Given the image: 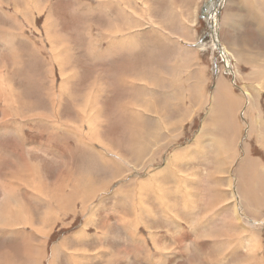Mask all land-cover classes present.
I'll use <instances>...</instances> for the list:
<instances>
[{
  "label": "rangeland",
  "instance_id": "obj_1",
  "mask_svg": "<svg viewBox=\"0 0 264 264\" xmlns=\"http://www.w3.org/2000/svg\"><path fill=\"white\" fill-rule=\"evenodd\" d=\"M241 4V0H0V128L3 122L14 126L20 122L25 138L19 145L9 136L2 138L0 130V196L3 184L20 186L18 180L24 178L29 189L49 201L48 186L65 167L71 173L70 177L65 174L67 184L74 190L89 175L99 190L95 199L83 203L85 212H79L81 203L73 200L72 212L52 226L38 264H50L55 245L60 253L55 264H69L64 254L74 258L72 264H209L206 253L197 255L186 241L194 243L230 217L236 218L229 223L237 218L264 222L262 208L244 216L238 193L233 194L241 161L248 155H264V82L256 86L255 78L253 83L248 79L261 80L263 75L239 59L235 62L230 49L236 36L224 30L222 23L228 14L242 15L243 26L236 28L239 47L242 42L249 53L264 57V31H257L253 17L254 10L264 17V0H249L248 11ZM111 24L118 30L107 31ZM177 70L182 73L175 75ZM221 76L243 107L237 116L239 125L224 110V101L215 96V82ZM198 85L203 87L201 99ZM74 105L86 116V123L75 124L81 116L74 115ZM57 111L60 119L73 124L61 129L66 130L63 140L44 126L52 120L61 128ZM33 116H38L35 122ZM90 119L95 120L89 123ZM79 127L100 143L85 138L74 142L77 148L83 146L78 150L73 145L76 139L69 135L80 133ZM220 137L228 143L235 140L238 154L232 165L226 164V153L219 154ZM51 139L63 143L43 145ZM31 145L40 152L31 154ZM46 152H59L58 159ZM27 162L38 164L41 183L34 182L37 176ZM230 193L235 201L229 202ZM222 197L224 206L218 202ZM13 198L41 210L45 207L28 203L18 193ZM174 200L177 214L167 206ZM183 205L188 207L186 212ZM164 213L175 223L169 225ZM210 215L216 218L207 224ZM236 224L241 226V220ZM40 226L36 222L34 227L40 230ZM253 228L246 229L249 243H243L244 252L234 245L235 251L228 252L225 261L215 259V264H264L262 241L252 238ZM232 230L238 231L231 234L237 239L246 234L241 227ZM135 233L144 240L134 238ZM4 236L0 235V264L4 260L27 264L20 240ZM209 249L210 254L225 252L223 247ZM148 254L150 263H145Z\"/></svg>",
  "mask_w": 264,
  "mask_h": 264
},
{
  "label": "bare ground",
  "instance_id": "obj_2",
  "mask_svg": "<svg viewBox=\"0 0 264 264\" xmlns=\"http://www.w3.org/2000/svg\"><path fill=\"white\" fill-rule=\"evenodd\" d=\"M175 8V7H174ZM174 10V9H173ZM255 11V10H254ZM253 11V17L254 19L256 20L257 19V31H259L260 29L264 31V17H262L261 15L259 16L258 14H256L255 12ZM261 11V10H260ZM179 16V15H178ZM251 16V15H250ZM249 16V18H250ZM231 18H229L228 15H226L223 20H222V23H223V28L225 29L227 27V25L231 22L233 25L235 26H239V25H242V21L240 20H237V19H233V18H237L236 16L234 15H231L230 16ZM128 19V18H127ZM150 19V18H149ZM251 19V18H250ZM150 22V21H149ZM178 22V20H177ZM129 23V22H128ZM256 23V22H255ZM254 24V23H253ZM112 24L109 25L108 27H110L111 29H107V31H116L118 30V28H114ZM259 29V30H258ZM163 30V29H162ZM182 30V29H181ZM143 31V30H141ZM107 34V32H105ZM105 35V34H104ZM241 45L239 47L238 43H237V39L235 41V44L232 46L231 48V53L234 54L235 56V62L238 63V59L239 61L246 64V65H249V66H252V67H255L256 70L258 71H261L262 72V75L263 77L261 78V80L259 79V77H253V76H250L248 79L251 80V83H253V79L255 78V84L256 86H261L264 82V57L263 59L261 58H258V55H252L250 52L249 49H247L241 42ZM131 46L132 44H130V50H131ZM133 48V47H132ZM55 50V49H54ZM133 50H131L132 52ZM229 50H227L228 52ZM54 52V51H53ZM98 52V49L96 51V53H93V56L95 57V55L97 54ZM56 52L52 53L53 55L55 54ZM230 53V52H228ZM232 55V54H231ZM56 57V56H55ZM233 57V55H232ZM98 58V57H96ZM54 59V58H53ZM57 61V60H56ZM55 61V62H56ZM188 64L187 65H190L191 66V62L190 60H187L186 61ZM190 63V64H189ZM45 65V64H44ZM46 66V65H45ZM48 66V64H47ZM53 66V65H52ZM176 66V65H175ZM238 66V65H237ZM174 67V66H173ZM171 67V68H173ZM179 68V67H178ZM63 70V68L61 69V71ZM47 71V70H46ZM45 71V72H46ZM182 71V70H181ZM199 71V74L201 75V70H198ZM54 73V72H53ZM180 73L179 70L175 71V75H178ZM182 73V72H181ZM180 73V74H181ZM196 74V73H195ZM62 75V74H61ZM64 75V74H63ZM62 75V76H63ZM66 75V73H65ZM90 76V75H89ZM2 77V76H1ZM6 77V76H5ZM69 77V76H68ZM96 77V76H95ZM92 78V77H91ZM5 79V78H4ZM55 80V79H54ZM65 80V79H64ZM6 81V80H5ZM67 81V80H66ZM4 82V81H3ZM7 83V82H6ZM92 83V82H91ZM50 86H51V83H49ZM95 84V83H94ZM254 84V85H255ZM1 85V84H0ZM9 85V84H8ZM54 85V84H52ZM65 85V84H64ZM97 85V83L95 84ZM7 86V85H6ZM85 86V84H84ZM92 86V85H91ZM93 87V86H92ZM202 86L198 85L196 91L198 92V96L199 98L201 99L202 98V94H201V91L203 90L201 88ZM215 96L218 100H223L225 105H224V110L227 111L228 113H230L232 115V117H234L236 120L233 121V123L236 125H239L240 122L239 120H237V116L238 114L241 113L243 107H240L237 103H238V96L235 95L229 85V82H227L224 78V76H221L217 79V81L215 82ZM5 88V87H4ZM93 89V88H92ZM1 90V89H0ZM72 91V90H71ZM2 92V91H1ZM91 92V91H90ZM195 93V92H194ZM7 94V93H6ZM52 94V93H51ZM89 94V93H88ZM8 95H9V92H8ZM47 95V94H46ZM71 95V94H70ZM50 96V95H49ZM91 96V95H90ZM11 97V96H10ZM52 97V96H51ZM50 97V98H51ZM8 98V97H7ZM89 98V97H87ZM92 97H90L91 99ZM72 99V98H71ZM69 100V99H68ZM2 101V100H1ZM56 101V100H55ZM88 102H90L89 100H87ZM87 102V103H88ZM3 103V102H2ZM8 103V102H7ZM11 103V102H10ZM57 104V102H56ZM55 104V105H56ZM63 104V103H62ZM6 105V104H5ZM9 106V105H8ZM51 106H53L51 104ZM57 106V105H56ZM83 106L85 107V105L82 104V109L84 110ZM97 106V105H96ZM51 108V107H50ZM74 108V115H80V119L79 120H74L75 124H77L76 122L80 123V124H83V123H86L87 120H85L86 116L83 117L79 111V107H75V105L73 106ZM77 109V110H76ZM91 109V108H89ZM8 110V109H7ZM98 110V108L95 107V111ZM86 111V109H85ZM90 111V110H89ZM88 111V112H89ZM94 111V112H95ZM126 111V110H125ZM4 112V111H3ZM6 112V111H5ZM55 112V111H54ZM71 112V111H70ZM87 112V113H88ZM93 112V111H92ZM97 112V111H96ZM127 112V111H126ZM60 112H56V119L59 120L61 122V128H63L65 125L68 126V127H71L73 124H72V121L70 120H67V118H64V120L60 119V117L58 116ZM66 113V112H65ZM6 114V113H5ZM86 114V113H85ZM259 114L261 115V112H259ZM36 115V114H35ZM92 115V114H91ZM7 116V114H6ZM39 116V115H38ZM38 116H33V118H38ZM93 116H96V115H93ZM91 117V118H94V117ZM40 117V116H39ZM133 117V116H132ZM138 116H134L133 121H136L135 119L137 118ZM55 118V117H54ZM76 118V117H75ZM5 119V118H4ZM21 119V118H20ZM31 119V120H32ZM239 119V117H238ZM259 120H261V117H258ZM95 120V119H94ZM93 120V122H94ZM30 121V120H29ZM52 121V120H51ZM92 120L90 119V122L89 123H93ZM55 123V122H54ZM52 125V124H51ZM92 125V124H90ZM82 126V125H80ZM93 126V125H92ZM91 126V128H92ZM55 127V125H54ZM94 128H92L93 130ZM263 132H264V126H263ZM80 133H73L69 136H71L73 139H76L74 142H77V141H80V140H83L85 138H88L90 139L91 142H95L97 144L100 143L99 140H96V141H93L90 137V134L88 133L87 135H85V132L83 131V127L82 128H78L77 129ZM89 130V129H88ZM251 132L254 133V125L253 123L251 124V128H250ZM17 135H20L22 137L21 134H17ZM64 137V136H63ZM65 138V137H64ZM224 137H220L219 138V141H218V151H219V154L223 156V154L226 153V164H230L232 165L237 157V150L236 148L234 147V139L231 140V143H228L226 142L224 139ZM60 140V139H58ZM63 140V139H62ZM61 140V141H62ZM63 143V142H61ZM85 152V151H84ZM86 153V152H85ZM218 154V155H219ZM220 157V156H219ZM26 159V158H25ZM24 159V160H25ZM29 159V158H27ZM26 159V160H27ZM220 159H223L220 157ZM246 160H248L249 164H248V168L251 172H253L252 175H260L262 174L263 172V175L262 177L264 176V169L261 165L260 162H258V159L256 160H253L251 159V157L247 156ZM221 161V160H220ZM27 163H30V162H27ZM40 163V161H39ZM124 164V162H122ZM25 164V163H24ZM30 169H33L35 175L37 177L33 178L34 182L35 183H41L38 175H37V167H38V164L37 165H33L32 163H30ZM28 165V164H27ZM126 165V164H124ZM241 165V164H240ZM239 165V166H240ZM37 166V167H36ZM64 166V165H63ZM127 166V165H126ZM83 167V166H82ZM81 167V168H82ZM29 168V167H28ZM49 168V167H48ZM66 168V167H65ZM65 168L62 169L61 172H59V175L58 177L55 179V182L52 184H50L48 187L50 189V198H49V201L48 200H44L41 195H37L36 192L34 190H31V188L29 189L28 185L29 182H26L24 180V178H19L18 180V185L20 186H12L11 184L7 186V184H3V186L1 187V192H2V196H0V235L4 236V235H11L13 236L14 239H19L20 240V246L23 248L22 250H26L25 254L24 255V258L25 261L27 262V264H38L39 260L42 259L43 255V250L45 248V242L49 236V233L51 231V228L52 226H54V224L56 222H60L62 223L61 221H63L69 214V212H72L71 211V204H73V200L74 201H79L81 203V206H80V211L81 212V209L82 211L85 212V209L86 206H84L83 203H87V202H90L93 200L94 198V195L98 194L99 190L97 189V186L96 184H93L91 180V178L88 176V178L85 180L84 184L77 190H74V186L73 185H68L67 184V181L69 179H67V177L65 176V174L68 175V173L65 171ZM253 168V170H252ZM260 168V169H259ZM26 169V168H25ZM238 169V174H239V180H238V184H237V187L236 189H238L239 193H240V197L242 198V203L245 207V212L247 214H249L250 212H255L257 213L258 210H260L261 208L264 207V202H255L257 200L258 197H254L253 200H249L248 197H245L244 195V190L246 189L245 186H244V176L243 174L241 173L243 169H240V167L237 168ZM86 170V169H85ZM88 170V169H87ZM241 170V172H240ZM31 171V170H30ZM29 171V172H30ZM249 171V174L251 173ZM14 172V171H12ZM23 172V171H22ZM17 173V172H16ZM18 174V173H17ZM8 175V174H7ZM22 175V174H20ZM30 175V174H28ZM249 176V175H248ZM25 177V176H24ZM252 177V176H251ZM260 177V178H262ZM258 179V176L256 179L257 181ZM250 180V179H249ZM263 181V179H261ZM22 181V182H21ZM260 181V180H259ZM95 182V181H94ZM177 182V180H176ZM4 183H5V180H4ZM47 183V182H46ZM16 184V185H17ZM251 184V183H250ZM253 184V183H252ZM257 183H255L256 185ZM259 184V183H258ZM257 184V185H258ZM33 185V184H32ZM42 185L40 184V188ZM251 186V185H250ZM35 187V186H33ZM47 187V188H48ZM256 188L254 186V189L252 190L251 193L255 194L256 193ZM36 190V189H35ZM38 190V189H37ZM247 190V189H246ZM257 191L259 192V196H263L264 197V182H263V185H260L258 186L257 188ZM68 193V196L66 197L65 195ZM15 193H18V194H21L22 196V199L25 198L24 196H27L28 198H25V200L32 204H38L39 206H41L40 204H45L43 206H45L43 208V210L41 209H38V208H35V206H30L29 204L28 205V208L27 205L24 203V202H21L19 199H15L13 198V194ZM25 194V195H24ZM39 194V192H38ZM261 194V195H260ZM119 195V194H117ZM18 198V197H17ZM96 198V197H95ZM94 198V199H95ZM176 198V197H175ZM48 199V198H47ZM224 198H220L218 200L219 202V205L222 204V203H225ZM259 199V198H258ZM226 197H225V201H226ZM45 201V203H44ZM189 201V200H188ZM52 202L55 203V205H52ZM175 202V201H173ZM172 201H170L168 203L171 204ZM258 203V204H256ZM79 204V203H78ZM65 205V206H64ZM177 205V203H176ZM42 207V206H41ZM74 207V206H73ZM195 207V206H194ZM235 213H236V210H237V206L235 205ZM182 212H186L188 210V207L183 205L182 206ZM180 209V210H181ZM195 210V209H194ZM192 211V210H190ZM59 214V215H57ZM189 212V211H188ZM195 212V211H194ZM193 212V213H194ZM244 212V213H245ZM74 213H76L75 209H74ZM71 214V213H70ZM83 214V213H82ZM197 214V213H195ZM232 218H236V217H230L229 219H232ZM215 218H212V220H214ZM136 221H139L138 219H136ZM235 221H238V218L237 220ZM234 221V222H235ZM38 223L42 226V228H40V230L37 229V227L35 228V223ZM131 223H135V217H133L132 219V222ZM225 222V224L223 223L221 227H219L218 229H214L210 232H208L203 238H198L195 240L194 243H192L191 241H186V243H188L189 245H191V247L194 249V252H196L197 255H200L202 256V251H204V256L207 258V260L211 263L209 264H215L217 263L215 261V259H220L218 262L220 263L221 260H223L226 256V254L230 251H235V246L238 250H243V248L246 246L243 245V242H242V239H241V236L237 238L233 237L232 235L229 234L228 230L229 229H233V226L231 225V223H227ZM233 223V222H232ZM129 224V223H128ZM122 225H125V223H123ZM121 225V226H122ZM20 226V227H18ZM40 226V227H41ZM39 227V226H38ZM228 227V228H227ZM26 228H29L30 229V232H27ZM253 228V227H252ZM254 230V228H253ZM137 232V231H136ZM136 234V235H135ZM134 234V238H139V239H143L142 235H139L137 233ZM254 234V233H253ZM5 237V236H4ZM230 237V238H229ZM253 239L255 240H258L257 237L253 236L252 237ZM260 239V237H259ZM144 240V239H143ZM205 240L207 242H205ZM252 240V239H250ZM64 242V240H63ZM234 243V244H233ZM245 243V242H244ZM249 243V242H247ZM251 244V242H250ZM252 244H253V241H252ZM235 245V246H234ZM211 247L212 250H217L221 247L225 248V252L223 254V252H219L217 251L215 254H210V252L208 251V247ZM252 246H255V242H254V245ZM44 247V248H43ZM65 248L67 246H64ZM229 247V249H228ZM59 248L57 245L53 246V248L51 249L52 251V256L50 255L51 257V260L49 261L50 264H55V261L54 259H57L56 255H60L59 253ZM210 248V249H211ZM247 248V247H246ZM248 248H251V247H248ZM256 248V247H255ZM30 251V254L28 253L29 250ZM209 249V250H210ZM260 249V248H259ZM245 250V248H244ZM243 250V252H244ZM252 250V248H251ZM258 250V248H257ZM255 250V251H257ZM242 252V251H241ZM252 253V251L250 252ZM249 253V254H250ZM258 253V252H257ZM255 252V255L257 254ZM217 254V255H216ZM243 254V253H242ZM5 255V254H4ZM36 255V256H35ZM65 256H67V260L69 262V264H72L73 261H74V258L67 255V254H64ZM254 255V253H253ZM6 256V255H5ZM198 257V256H197ZM229 257V256H227ZM252 257V256H251ZM4 258H7V257H4ZM200 257H198L199 259ZM253 258V257H252ZM257 258V257H256ZM149 259H150V254H148V256H146V262L145 263H150L149 262ZM227 259V258H226ZM254 259V258H253ZM262 259V258H260ZM259 259V260H260ZM202 260V259H201ZM258 260V259H256ZM255 260V261H256ZM2 261V260H1ZM8 261V260H7ZM225 261V259H224ZM200 262V261H199ZM253 262V261H252ZM4 264H12V263H7L5 260L3 262ZM255 263V262H253ZM157 264V263H155ZM192 264H197V263H192ZM241 264V263H239Z\"/></svg>",
  "mask_w": 264,
  "mask_h": 264
},
{
  "label": "crops",
  "instance_id": "obj_3",
  "mask_svg": "<svg viewBox=\"0 0 264 264\" xmlns=\"http://www.w3.org/2000/svg\"><path fill=\"white\" fill-rule=\"evenodd\" d=\"M249 1V0H248ZM247 0H241V7L242 8H244V9H247V11L250 9V8H248V5H247V2H248ZM225 3L223 2V5H224ZM249 13V12H248ZM231 15H234V16H236L237 18H233V19H237V20H242V15H240V14H228V16H229V18H231L230 16ZM250 15L252 16V11H250ZM249 14H248V16H250ZM241 26H243V25H239V26H235V25H233L231 22L227 25V27L224 29V30H226V31H229V33L231 34V33H233V31H234V35L236 36L235 38H234V41H236V39H237V37H238V34L240 33L238 30H236V28H238V27H241ZM3 42V41H2ZM235 43V42H234ZM4 45H6L5 43H3ZM7 46V45H6ZM247 49H249L246 45H244ZM232 48V47H231ZM231 50V49H230ZM250 50V49H249ZM129 52H131V50H130V46H129ZM261 59H263V56H262V58ZM242 64H244L243 62H242ZM244 66H247L246 64H244ZM216 81H217V79H216ZM62 120H64V118H61ZM37 120V118H33L32 119V121L33 122H35ZM50 122V124H45L44 126H46V128L48 129V130H53V131H55L56 132V134L58 135V137H60L61 139H64L61 135L63 134V133H66V130H61L62 128H56V127H54V125H55V121H49ZM7 122H3V124H2V126H1V128H0V130H1V136H2V138H5L6 139V137L7 136H9L10 138H11V140H12V142L14 141V140H17L18 142H19V145H21V142H23V141H25V138H24V134L22 133L23 132V128H21V127H23V125L20 123V122H18L17 124H15V126H14V124H6ZM52 124V125H51ZM37 125V124H36ZM7 127H10V129H9V133L7 134L6 133V128ZM50 127V128H49ZM42 130V129H41ZM43 132H45V130H43ZM17 134H21L22 135V137L21 138H19V136L17 135ZM41 135L44 137V135L41 133ZM42 137V138H43ZM49 137H52V135L51 134H49ZM71 137V136H70ZM69 137V138H70ZM72 138V137H71ZM68 139V138H67ZM72 141H73V138H72ZM34 142H32L31 144H33ZM57 143H61V142H56V141H53L52 139L48 142V144H44L43 143V145H49V146H52V147H55L56 146V144ZM13 145V144H12ZM73 145L76 147V144L74 143V141H73ZM35 145H31L30 147H31V154L32 153H36L37 154V152H40V151H36L35 149H32L33 147H34ZM18 147H20V146H18ZM79 148H77L78 150H80V148L81 149H83V146H78ZM41 148H43V146H40V149ZM48 148V147H47ZM44 150V149H43ZM46 153H48V154H50V155H54V159L55 160H57L58 159V153H54V152H46ZM263 153H264V151H263ZM12 154H14V153H12ZM28 154H30V152L28 153ZM249 157H251V159H253V160H256V159H258V162H260V163H262L261 165H262V167H264V155L262 154L261 155V157H256V156H253V155H248ZM114 157V156H113ZM112 157V158H113ZM115 158V157H114ZM113 158V159H114ZM116 159V158H115ZM65 160V159H64ZM248 164H249V162H248V160H243V161H241V165L239 166L240 167V169H243L242 170V174H243V176H244V186H245V188L248 190L247 191V197H248V199L250 200H253L254 199V197L256 196V197H258L257 198V200L255 201V202H259V203H261V202H264V197L261 195V196H259V192L257 191V188H258V186H259V184L260 185H263V182H264V176L262 177V175H263V172H262V174H261V176L260 175H252L253 174V172H251L250 170H249V168L247 167L248 166ZM236 165H237V167H238V165H239V162H238V164L236 163ZM260 169V168H259ZM264 169V168H263ZM252 170H253V168H252ZM249 171L251 172L250 174H249ZM68 173V176L71 174L70 172H67ZM56 175V172H52L51 173V176L53 177L54 176V178L56 177L55 176ZM249 175V176H248ZM252 176V177H251ZM257 176H258V179H257V181L256 180H254V179H256L257 178ZM70 177V176H69ZM260 177H262V178H260ZM51 178V177H50ZM236 178H237V175H236ZM235 178V179H236ZM250 179V180H249ZM261 179H263V181L261 180ZM237 180V179H236ZM260 180V181H259ZM251 183V184H250ZM253 183V184H252ZM255 183H259L258 185L256 184L255 185ZM237 184H238V181H237ZM251 185V186H250ZM254 186L255 187H257L256 188V193L255 194H253V193H251L252 192V190L254 189ZM233 189H234V191H233V194L234 193H238V195L236 196L237 198H238V200H239V203H238V205L239 206H242V208H240L241 210H242V214L245 216V214H244V212H245V207H244V205H243V203H242V198L240 197L241 195H240V193H239V191H238V189H236V187L234 186V184H233ZM233 194L232 193H230V195H229V197H230V199H231V197L233 198V199H231V200H229V202H232V201H235V199H234V196H233ZM182 195V194H181ZM116 196H118L117 194H116ZM118 198V197H117ZM113 199L114 200H116V197H113ZM175 201V200H174ZM176 203V202H175ZM228 204V203H227ZM256 204H258V203H256ZM224 206L225 205V203H222V204H220V206ZM168 206V208H170V209H172L173 210V213H175V214H177V212L179 211V210H175V208H176V206H174V202L172 201V203L171 204H169V205H167ZM236 206H237V204H236ZM231 208V207H230ZM229 208V209H230ZM263 210L261 211V213L263 214V212H264V208H262ZM161 211H162V209H160ZM177 211V212H176ZM239 213H241L240 211H238ZM150 215L151 216H153L154 218H155V214L154 213H150ZM149 215V216H150ZM157 216V215H156ZM162 216H163V218L167 221V223L169 224V225H172L173 224V222H174V220L173 219H171L167 214H162ZM249 217V216H248ZM207 218V224H211L212 222H213V220H212V218H216L214 215H210V216H208V217H206ZM249 218H251V217H249ZM251 219H253V218H251ZM138 220H139V218H138ZM228 220L229 219H226V220H224V221H226L227 223H228ZM240 220H241V226L239 225V224H236V223H239L240 222ZM240 220H238V221H235V222H233V223H231V225L232 226H234V227H241V228H243L244 230V232H246V234L244 235V236H241V239H242V242L244 243H246V242H248V236H249V232L246 230L247 228H248V226H251V227H256L255 228V233L253 234L252 232H250L251 233V235L252 236H255V237H257V238H259L260 237V240L262 241V247H263V250H264V229H263V227H264V222H262V221H260L261 219H259V221H254V220H252L253 222H256V223H253L251 220H246L245 222L244 221H242V219H240ZM223 221V222H224ZM250 222H252L251 224H250ZM175 223V222H174ZM226 223V224H227ZM260 223V224H259ZM224 224H225V222H224ZM227 226H228V224H227ZM260 227H261V229H260ZM228 228V227H227ZM261 230V231H260ZM208 232H210L209 230L207 231V233ZM228 232H229V234L231 235L233 232H238V231H233V230H231V229H229L228 230ZM257 233V234H256ZM204 234H206V233H204ZM197 235L195 234L194 235V237H196ZM230 238V237H229ZM124 239L126 240V238L124 237ZM158 239V238H157ZM258 241V240H257ZM169 242L170 243H173L172 241H170L169 240ZM153 246H155V242L153 241ZM246 250H247V248H246ZM186 252H189V250H187ZM237 253H239V252H236V255H237ZM240 253H242V252H240ZM244 254V256L247 258V255H246V253H243ZM241 256V255H240ZM165 259V258H164ZM164 259H162V261L161 262H164ZM161 260V259H160ZM160 260H158V261H160ZM160 262V263H161Z\"/></svg>",
  "mask_w": 264,
  "mask_h": 264
}]
</instances>
